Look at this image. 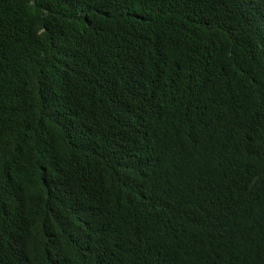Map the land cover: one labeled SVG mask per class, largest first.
I'll use <instances>...</instances> for the list:
<instances>
[{
  "label": "trees",
  "instance_id": "16d2710c",
  "mask_svg": "<svg viewBox=\"0 0 264 264\" xmlns=\"http://www.w3.org/2000/svg\"><path fill=\"white\" fill-rule=\"evenodd\" d=\"M0 264H264V0H0Z\"/></svg>",
  "mask_w": 264,
  "mask_h": 264
}]
</instances>
